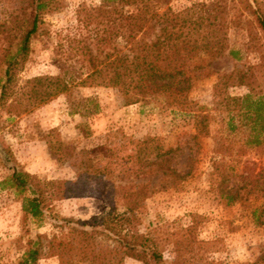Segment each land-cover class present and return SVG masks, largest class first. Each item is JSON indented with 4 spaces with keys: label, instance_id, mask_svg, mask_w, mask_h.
I'll list each match as a JSON object with an SVG mask.
<instances>
[{
    "label": "rangeland",
    "instance_id": "obj_1",
    "mask_svg": "<svg viewBox=\"0 0 264 264\" xmlns=\"http://www.w3.org/2000/svg\"><path fill=\"white\" fill-rule=\"evenodd\" d=\"M31 1L0 0V91L6 59L32 21ZM50 1L14 73V89L19 93L32 77L56 75L74 87L70 100L60 94L17 112L0 106V264H16L37 235L44 244L46 237L64 235L66 219L88 221L113 208L123 211L117 185L128 181L150 185L136 226L158 243L160 264H170L181 253L182 249L174 251V242L185 239L188 226H193L191 251L182 252L180 258L190 264H264V150L233 135L225 137L226 149L217 153L215 138L198 136L194 127L195 113L209 112L212 131L227 134L232 96L264 95V29L258 23V18L264 20V0H142L155 4L159 12L167 7L201 8L217 14L223 23L218 34L224 48L217 57L202 55L191 62L205 64L214 73L192 72L190 84L182 95L174 96V103H164V95H159L158 101L147 98L129 105L124 104L121 89L81 81L90 71L84 46L95 53L100 38L110 37L114 17L120 24L121 12L128 9L119 3L125 0ZM103 1H109L106 10L119 3L117 12L95 11ZM113 44H105L103 51H111ZM236 68L252 74L251 84L230 85L215 100L217 73ZM90 96L100 103L98 113L83 116L71 109V101ZM107 144L114 145L118 165L108 167L115 156ZM137 148H142L144 161L169 158L179 173L176 183L150 173L145 164L141 172H133L125 156ZM89 158L101 168L107 166L105 171L87 170ZM15 165L35 175L47 191L56 189L53 181H65V194L48 201L40 220L24 214L21 195L2 183ZM228 165L238 173L228 182L240 195L233 204L217 193V171ZM44 244L38 264H59L57 256L45 252ZM124 263L143 264L129 257Z\"/></svg>",
    "mask_w": 264,
    "mask_h": 264
},
{
    "label": "trees",
    "instance_id": "obj_2",
    "mask_svg": "<svg viewBox=\"0 0 264 264\" xmlns=\"http://www.w3.org/2000/svg\"><path fill=\"white\" fill-rule=\"evenodd\" d=\"M31 3L34 6L32 21L19 38L14 54L6 59L5 80L1 85L0 106L11 112L21 110L19 108L27 110L31 105L42 104L60 94L66 95L70 100L74 87L68 80L56 75L35 76L25 81L19 93L14 89L13 76L28 50L30 37L39 28L41 13L51 7L50 0H32ZM108 3L109 1H103L95 6V11L99 14L110 11L116 13L119 3L128 5V9L121 12L120 24H116L114 17L110 37L108 40L100 38L95 53L84 46L87 49L85 54L88 55L90 71L81 80L83 83L121 89L125 105L147 98L158 101L159 95H164V103L171 104L177 101L175 97L182 95L190 84L192 72L198 70V73L206 72L208 75L214 73L205 64L192 66L191 62L202 55L214 58L223 52V39L218 34L223 23L218 20L217 14H207L201 8L173 10L167 7L159 12V7L155 4L142 0L119 1L111 5L112 10H106ZM258 23L264 29L262 18H258ZM111 41L114 43L112 50L104 52L103 46ZM117 44H122L123 49L117 47ZM251 78L252 74L239 68L217 73V82L213 87L215 100L230 85H250ZM232 100L234 107L229 109L233 113L227 121V134L212 131L210 123L213 115L209 112L195 113L196 134L200 137L213 136L216 141L214 151L221 154L226 149L225 137L233 135H240L245 145L264 150V95L251 92L234 95ZM100 108L95 96L71 101V109L83 116L98 113ZM106 148L115 156L109 161L108 167L110 164L118 165L114 145L107 144ZM141 152L142 148H137L125 156V162L130 164L133 172H141L145 164L150 173L158 172L171 183H176L179 173L172 167L169 158L162 156L144 161L147 159L141 156ZM87 161L89 163L86 169L91 172L101 173L107 168L93 164L90 158ZM216 167L218 170L219 167ZM11 169L12 172L2 183L21 195V210L36 220L43 218L49 200L65 194V181H53L51 186L56 187V191H47L35 175L16 165ZM217 175L220 178L217 193L228 204L240 200L238 191L228 185L238 175L234 166L221 168ZM117 188L123 211L113 208L88 221L66 219L67 231L64 235L46 237L45 244L42 243L41 236L37 235L36 239L28 241L29 246L16 264H38L43 254V244L46 253L58 257L59 264H125L124 259L127 257L143 264L162 263V254L156 240L136 226L137 212L151 192L150 185L148 182L128 181L118 183ZM192 229L193 226L186 227L185 239L174 242V251L178 253L182 250L170 264H190L186 261L187 258L180 256L182 252L191 251V239L194 238Z\"/></svg>",
    "mask_w": 264,
    "mask_h": 264
}]
</instances>
